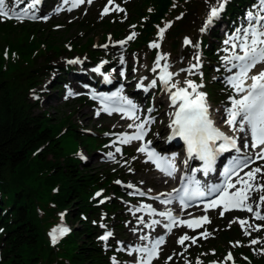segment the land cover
I'll use <instances>...</instances> for the list:
<instances>
[{
	"label": "trees",
	"instance_id": "16d2710c",
	"mask_svg": "<svg viewBox=\"0 0 264 264\" xmlns=\"http://www.w3.org/2000/svg\"><path fill=\"white\" fill-rule=\"evenodd\" d=\"M259 2L226 0L219 17L200 35L207 75L216 67L221 51L216 24L227 22L233 27L245 21L249 12L258 9ZM209 3L212 0H140L131 13L137 33L133 48L156 43L160 29L170 25L165 36L177 52L183 36L200 24ZM48 25L49 21L0 20V36L4 38L0 40V264H119L121 255L116 243L100 237L105 228L112 227L114 217L118 227L123 228L124 218L117 214L122 208L118 197L126 195V188L114 180L116 171L83 168L77 153L79 144L95 151L103 148L106 141L87 136L70 116L54 121L47 110L34 111L33 94L39 92L41 77L48 70L56 71L54 88L58 90L69 87L65 76L80 72L76 63L53 61L67 48L48 41L44 32H39ZM120 31L123 28L117 30ZM89 47L73 46L75 52H88L90 63H95L103 51ZM188 47L182 45L185 50ZM155 52L156 49L152 55ZM216 74H220L219 67ZM213 84L209 95L214 102L224 101L228 85ZM79 100L92 102L87 96ZM129 157V152L122 153V159L128 161ZM111 191L114 196L101 201ZM71 220L78 224L68 226L70 231L53 244L49 232L57 224ZM229 238L223 240L224 246L229 245ZM244 246L235 251L239 261L264 264V252L248 243ZM218 252L215 250L213 255Z\"/></svg>",
	"mask_w": 264,
	"mask_h": 264
},
{
	"label": "rangeland",
	"instance_id": "374dc122",
	"mask_svg": "<svg viewBox=\"0 0 264 264\" xmlns=\"http://www.w3.org/2000/svg\"><path fill=\"white\" fill-rule=\"evenodd\" d=\"M12 2L13 0H5L4 8L6 9L3 8V10H12L13 7L10 5L13 6L15 3ZM139 2L140 0H112V3L110 4L109 0H91V3L87 0L84 5L76 11H67L65 6L64 11L56 12L54 10V4L60 3L58 7H63L64 0H50V2L46 4V7L52 6L53 8L50 16L52 21L49 23L48 27H43L39 32H44V36L48 41L53 42L56 45H63L67 48V50L60 53L57 58L53 57V61L60 64L63 61L69 62V59H74L75 61L78 60L79 62H77V65L82 73L79 72L77 76H65L67 82H70V84H68L69 87L58 90L54 88L55 81L57 80L55 79L56 71L54 69L50 71L48 70V73L41 77L42 81H40L37 87L39 93H34L32 99L36 104L34 107L36 113L41 112L42 110H47L51 114V117H53L54 121L62 117L70 116L72 122L76 124V127L84 129L89 137L102 136L103 139L109 137L113 138L110 142H114V146L108 151H103L101 149L90 151L86 146L81 144L78 152L83 168L87 167L89 168V171L107 173L116 171L115 175L117 176L114 180L121 183H124L123 181L127 180L126 185H132L130 188L141 197L137 200H132L127 197L122 199V208L117 211V214L124 217V221L121 222L123 228L117 227L118 221L116 217L112 219V225L117 232V234H113L112 238L122 249L124 255L122 264H133L138 251L136 247L139 244H143L145 238L150 235L149 230H153L154 236L159 235L162 230H164L162 227H155L157 224L153 225L151 219L145 217L144 213L140 211L139 206L144 203L147 204V201H144L146 193L154 195H158L159 193L164 194L169 188L161 186L157 181L158 179L154 176L151 166L144 161L138 152L134 140H130L128 143H121L118 138L120 136L115 135L116 131L123 129L124 126L128 127L131 122L124 121L122 117L117 114L107 115L95 104L82 103L78 97L79 93L89 96L88 92L94 89V86L79 82V80L90 77L91 69H95L99 66L100 71H95L96 73H102V76L107 77L111 81H121L120 88L123 92L122 94H125L127 97L132 94L141 102H144L138 104V102L135 101V104L144 114L152 119L150 120L151 125H155L150 136L152 139L158 138L160 141H166V125L169 122L170 113L169 110L166 114L168 106L167 97L171 92L176 90L175 88H170L171 84L179 82L178 86L182 87L187 85L184 81L191 80L197 85H202V87H198L197 91H203L206 93V87L214 88L212 83H208V79H206L204 72L200 71V66L198 68H192L191 66L193 64L203 63V59L199 53L198 40L200 34L203 33L201 29L205 27V22L210 14V6H216L217 0H214L213 4L208 7L205 16L201 20L203 24H200L193 32L183 36L182 43L185 45V38H187L192 41L190 44L191 47L186 50L179 49L177 52H172L169 40L166 41L165 38H162V42L158 44V48L159 51L164 54L161 56L159 53L156 57V61L151 58L153 57L151 55V48L134 50L131 46L133 39H127L128 35L135 33L133 29H131V13L134 5ZM106 6L109 11L104 13ZM26 9L27 7L23 8L24 12ZM119 9H123V11H120ZM259 10L260 12L255 14L254 17L264 15V5H261ZM30 13L32 12L28 11L27 14ZM251 20L254 21L250 23L252 26H260L254 19ZM121 28H123L124 31L117 32V30H120ZM0 40H4V38H1ZM119 41H125V43L120 44ZM1 44L4 45V43ZM77 44H86L87 46H90L89 49L103 50L104 52L101 54L102 57L100 61H97L98 63L96 65H94V63L91 64L92 67H90L91 65L87 64L90 63L88 53L85 52L80 54L77 51L75 52L72 47ZM233 44H238L237 38L233 41ZM104 45H107V47H104ZM226 49H228L227 46ZM229 49L234 51V48ZM158 57H163L159 59L160 67H156ZM197 57L199 58L198 60ZM121 59H123V63H121ZM82 60L83 63L81 64ZM105 61L106 63H103ZM137 61L138 64H136ZM227 61L228 59L226 58L222 59L220 66H227ZM165 64H167L168 68L174 73L173 82L169 87H165L163 91L159 89L157 90L154 87H148L153 80L157 83V77L160 76V72L164 69ZM81 65L86 68L82 69ZM105 67L110 68V71L106 69L109 71L108 73H106ZM154 68L155 71H153ZM135 69L136 71H134ZM121 71L124 73L123 76L120 75ZM211 73L214 75L215 71L211 70ZM196 74L201 75L198 76ZM137 85L147 86V90L137 93L135 92L138 87ZM69 92L72 94L69 95ZM139 96L144 98V101H142V98ZM208 99H210V103L216 112L217 118L222 116L221 122L224 124L227 114L225 109L227 108L219 103H212L210 97H208ZM147 100H152L156 115L153 111L149 112L148 109H146V103L148 104ZM162 105L164 107L163 109H160ZM97 113L99 114L97 115ZM121 146L132 150L133 153L131 154L132 159L130 163L121 164L119 163V159L113 160L114 156H119L118 152L120 151H117L116 149H120ZM109 153H111V155H109ZM259 162L261 163L258 166L264 164V160H260ZM242 176H244V173ZM257 182L264 184V176L258 174ZM241 186V184H236V188H240ZM140 193H144V195H141ZM108 195L114 196V193L111 191ZM249 195L251 198L247 202L252 206V212L245 210L212 211L210 212V223H208L204 229L197 234L193 233L194 230L192 228L182 225L169 235V239L167 244L163 247L161 255L174 256V260H172L173 264H205L209 260L221 257L220 253L226 255L230 249H233L231 248L233 244H230L229 247H224V244H220L222 240H225L228 237H230L229 239H233V243L236 245H238V241L241 242L242 246L244 245L243 242L248 241L250 244L249 247H254L255 249H260L264 252V220L257 218L255 215L256 212L264 215V204L259 203V196L264 195V191H251ZM137 209H139V211ZM221 212H223V215L220 214ZM141 218L143 223L141 222ZM240 221H245L246 223L242 225ZM69 224L73 226L78 223L71 220ZM258 226L259 230H257ZM205 231L210 233V235H207V238L201 235V233H204ZM107 232L108 231H105L103 234H107ZM184 235L195 237L196 242L193 243L192 240L189 239L186 240L184 244L178 243L179 238ZM254 239L258 241L256 244L251 243ZM198 247H205L206 250H212L208 253L209 255L202 254L198 251ZM214 249L219 250V255L218 257L213 258L212 254L214 253Z\"/></svg>",
	"mask_w": 264,
	"mask_h": 264
},
{
	"label": "snow or ice",
	"instance_id": "6c2138e0",
	"mask_svg": "<svg viewBox=\"0 0 264 264\" xmlns=\"http://www.w3.org/2000/svg\"><path fill=\"white\" fill-rule=\"evenodd\" d=\"M67 2V0H65ZM84 0H79V3H83ZM91 3V0H88ZM226 0H217L216 6H210V14L207 17L205 22V27L201 29V31H205L206 28L211 25L212 21L219 17L220 13L224 9V4ZM41 3V0H32V3L28 6L29 9H35V7ZM109 3H112V0H109ZM261 5H264V0H260ZM78 6L75 0H73L72 7ZM5 7V0H0V15H3L5 18H11L7 11H3ZM118 8V6H117ZM70 10V9H69ZM123 11V9H119ZM109 11L106 6L104 9V13ZM28 13V10H25V13L21 14V16H17V19L23 18L25 14ZM248 17L250 19H254L257 24L260 25V29H257L255 25L251 27L250 30L243 31V36H237V39H242L240 47L243 50V55H236L233 58L237 61H241L239 74L232 77L229 82L233 85L237 93H242L239 98L230 97L231 107L225 109L227 113V119L225 123L229 125L233 132L245 133L247 136L250 133L251 143L249 144L248 139H243V149H248L251 147L252 149L260 148V151L255 154V156L244 155L243 158H233L229 165L224 168L223 175L225 177V182L223 185L216 184L212 186H205L204 189L201 188L200 181L195 178V176L183 178L187 179L188 183L193 185L194 187L189 190L187 184L184 186L182 190V195L179 196L181 204L187 207L186 201L194 200L197 197L211 196L213 193H217V199L211 200L208 204L205 205V210L209 207H216L217 202L223 203L225 205L231 203L232 207L246 209L249 212H252L253 209L251 205L246 204L251 197L249 193L251 191L261 192L264 191V184H260L257 182V175L261 174L264 176V164L260 166L251 168L248 172L244 173V176H238L239 170L242 168H247L249 164L255 163L257 160H264V70L260 71L257 75L248 77V72L254 68L257 63L264 62V15L254 17L252 12L248 13ZM28 18L36 19L35 13L32 12L28 15ZM43 19H47V16L41 17ZM170 25H166L169 27ZM59 27V26H58ZM165 28H161L159 35L161 38L163 37V33ZM241 30H238V32ZM250 31V37H249ZM136 34L132 33L128 39H132ZM250 39V42H249ZM120 44L125 43V41H119ZM192 41L185 38V44H191ZM225 43H229V41H225ZM151 47H159L157 43H152ZM107 47V45H104ZM236 45L233 44V48ZM5 56H7V52H5ZM163 57H158L156 62V67H160L159 59ZM199 58L197 57V60ZM79 62L69 61V63ZM103 63H106L103 62ZM121 63H123V59H121ZM192 68H198L199 64H193ZM168 65H164V71L160 75V80L167 86L169 85V81L171 80L174 73H170L167 71ZM94 71L99 72L100 67L94 69ZM155 71V68L153 69ZM183 71V69H182ZM190 71V69H189ZM120 75L123 76V71L120 72ZM251 79L252 83L250 85H246V80ZM107 79V77H106ZM187 84V87H179L177 83L171 84L170 88H175V92H171L170 100L173 106L178 104L177 110L172 113L173 119L169 124V128L171 129V135L169 139H173L175 137H180L183 141H185L187 145V154L188 156L194 157L199 161H202V167L200 169L193 168L192 172L195 173L197 171H202L204 175H207L209 172L214 170V166L216 164L217 157L229 150L234 149L237 153L242 151V148L238 146L237 140L240 139L235 136H230L225 134V132L221 131L220 128L215 126L214 121L210 118L209 115V105L207 103V94L201 91H197L198 87H202V85H197L191 80L184 81ZM156 85V81L153 80L148 87H154ZM142 85H138L141 87ZM191 89V92L188 90ZM147 90V89H146ZM170 90V89H169ZM69 95L72 93L69 92ZM118 95V94H115ZM67 98V97H65ZM101 99H112L111 97H100ZM123 105L116 109H110L107 106L103 109V111L109 112L111 111H120L123 112L129 119H138L135 116V111L137 106L129 99L122 98ZM151 112V109H148ZM99 113H97L98 115ZM149 121H142L139 124L133 125L129 124V127H135L137 132L131 136L127 133L121 134V137H118L121 143H128L130 140H141L145 134V124ZM220 141L218 144L217 142ZM150 143V142H149ZM120 151L119 148L116 149ZM140 152H145V147H140L138 149ZM111 155V153H109ZM84 158V157H82ZM148 159L155 163L156 167L165 173L167 176H173L175 169V164L173 163V157L162 156L155 151H148ZM233 175H237L236 183H232L231 177ZM117 183H120L117 181ZM236 184H241L240 188H236ZM132 187V185H129ZM229 189H236L234 192H230ZM177 189H173V192H177ZM144 195V193H140ZM97 196L100 193L96 194ZM163 195V194H161ZM169 199L162 200L161 203H170L172 198V193L167 194ZM153 199H159V196L153 197ZM259 203L264 204V195L259 196ZM150 213L155 212V209L151 207V205L145 206ZM139 211V209H137ZM227 210V207L226 209ZM223 215V212L220 213ZM160 216H166L171 223L165 224L164 227L171 231V228L177 224L178 218L174 217L172 213L169 211L167 213L160 212ZM256 217L264 220V215H261L259 212L255 213ZM63 217V214H61ZM141 222L143 220L141 218ZM179 224L187 225L189 228L201 227L202 223H210L207 216L199 217L198 219L185 221L179 220ZM159 221L153 220L152 224H158ZM243 225L246 222L240 221ZM259 230V226L258 229ZM70 231V228L66 226H58L54 228L52 232L49 233L52 243L55 244L60 236L67 234ZM249 234V233H246ZM112 235L111 232L101 236V240H108V238ZM202 236L207 238L206 231L201 233ZM143 238V237H142ZM191 239L193 243L196 242L195 237H189L187 235L181 236L178 240V243L184 244L186 240ZM257 240H252V244H256ZM163 243V239H159L152 248H141L139 251L147 253V259H143L138 262V264H151V259L153 256L157 254V245ZM239 243V242H237ZM171 259V257H169ZM228 259H231V254H229Z\"/></svg>",
	"mask_w": 264,
	"mask_h": 264
},
{
	"label": "bare ground",
	"instance_id": "6f19581e",
	"mask_svg": "<svg viewBox=\"0 0 264 264\" xmlns=\"http://www.w3.org/2000/svg\"><path fill=\"white\" fill-rule=\"evenodd\" d=\"M168 110H169V109H168ZM168 110H167V111H168ZM166 114H167V112H166ZM161 132H162V131H161ZM157 181L160 183V185L162 184V181H161V180H157ZM160 226H161V224L158 223V224H157V227H160Z\"/></svg>",
	"mask_w": 264,
	"mask_h": 264
}]
</instances>
